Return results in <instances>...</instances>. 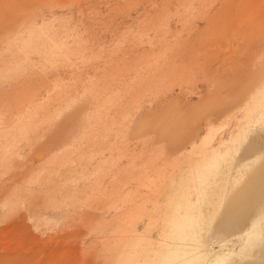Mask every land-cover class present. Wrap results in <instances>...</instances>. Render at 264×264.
Segmentation results:
<instances>
[{
	"label": "rangeland",
	"instance_id": "obj_1",
	"mask_svg": "<svg viewBox=\"0 0 264 264\" xmlns=\"http://www.w3.org/2000/svg\"><path fill=\"white\" fill-rule=\"evenodd\" d=\"M0 264H264V0H0Z\"/></svg>",
	"mask_w": 264,
	"mask_h": 264
}]
</instances>
